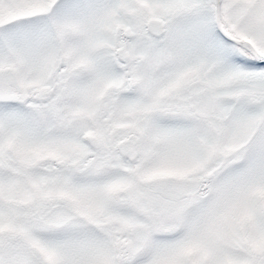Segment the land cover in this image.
<instances>
[{"label":"snow or ice","instance_id":"1","mask_svg":"<svg viewBox=\"0 0 264 264\" xmlns=\"http://www.w3.org/2000/svg\"><path fill=\"white\" fill-rule=\"evenodd\" d=\"M0 264H264V0H0Z\"/></svg>","mask_w":264,"mask_h":264}]
</instances>
